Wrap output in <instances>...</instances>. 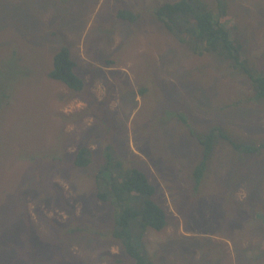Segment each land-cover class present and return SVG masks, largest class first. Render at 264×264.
Instances as JSON below:
<instances>
[{
    "label": "rangeland",
    "instance_id": "374dc122",
    "mask_svg": "<svg viewBox=\"0 0 264 264\" xmlns=\"http://www.w3.org/2000/svg\"><path fill=\"white\" fill-rule=\"evenodd\" d=\"M174 1L0 0V264H134L112 236L113 207L95 196L106 145L147 176L166 213L142 238L152 264H264V148L220 141L198 186L192 175L197 137L212 128L264 142V99L152 15ZM202 1L264 73V0ZM62 46L80 91L48 76ZM83 146L91 162L77 167Z\"/></svg>",
    "mask_w": 264,
    "mask_h": 264
},
{
    "label": "trees",
    "instance_id": "16d2710c",
    "mask_svg": "<svg viewBox=\"0 0 264 264\" xmlns=\"http://www.w3.org/2000/svg\"><path fill=\"white\" fill-rule=\"evenodd\" d=\"M217 1L221 4L222 0ZM152 15L179 42L185 43L187 39H191L195 53L211 52L229 61L231 68H235L250 81L254 97L264 99V73L255 72L248 67L242 55L241 43L232 38L219 16H215L202 0L165 2L153 9ZM116 16L129 23H134L137 19L135 14L125 9L117 10ZM52 65L48 73L50 78L64 83L72 90L80 91L83 88L84 82L74 72V61L67 46H62L53 55ZM197 141L202 148V158L192 170L194 186L202 181L208 160L218 142L223 141L234 150L248 154L264 148V142L250 144L247 141H233L221 126L198 136ZM102 153L105 162L94 176L95 196L100 201L109 202L114 209L115 226L112 236L118 240L134 264H152L142 238L148 229L161 230L167 223L164 209L153 199L155 187L140 170L123 169L122 161L116 158L111 146L106 145ZM89 154L87 147H80L74 156V165H90Z\"/></svg>",
    "mask_w": 264,
    "mask_h": 264
},
{
    "label": "crops",
    "instance_id": "0c3cea01",
    "mask_svg": "<svg viewBox=\"0 0 264 264\" xmlns=\"http://www.w3.org/2000/svg\"><path fill=\"white\" fill-rule=\"evenodd\" d=\"M129 44V42H127L126 44H125V48H126V46ZM127 49V48H126Z\"/></svg>",
    "mask_w": 264,
    "mask_h": 264
}]
</instances>
